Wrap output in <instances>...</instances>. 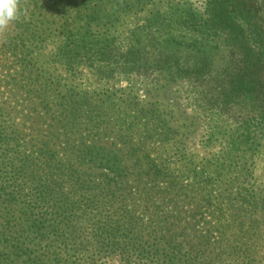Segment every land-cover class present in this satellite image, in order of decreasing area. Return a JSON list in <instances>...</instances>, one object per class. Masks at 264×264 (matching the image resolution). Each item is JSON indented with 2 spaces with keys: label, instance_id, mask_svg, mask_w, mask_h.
<instances>
[{
  "label": "rangeland",
  "instance_id": "obj_1",
  "mask_svg": "<svg viewBox=\"0 0 264 264\" xmlns=\"http://www.w3.org/2000/svg\"><path fill=\"white\" fill-rule=\"evenodd\" d=\"M18 3V19L0 30V52L19 56L10 71L0 64V131H18L36 145L14 142L9 157L0 156V172L25 175L6 185L27 201L0 197L12 225L10 232L0 220V264H125L129 253L132 264H264V128L245 121L247 102L225 94L231 79H214L223 62L209 59L197 27L186 21L191 10L200 18L206 0ZM255 83L248 97L264 103V79ZM144 139L162 175L128 174L115 187L119 171L102 167L91 145H105L111 158L125 148L123 159L133 164L139 155L131 142ZM42 148L52 150L53 166L72 171L71 182L89 184L75 185L69 196L52 189L69 199L66 219L54 214L53 203L46 209L36 202L43 183L28 159L17 160L44 158ZM165 181L184 185L186 195L158 196ZM240 186L256 190L244 200ZM96 195L99 216L87 205ZM159 211L171 223L181 225L183 217L190 224L189 241L204 249L200 255L169 234H150L166 218ZM34 223L37 231L24 228ZM108 227L114 240L102 239ZM16 230L23 232L17 241L28 245L19 255L15 240L9 248L3 241Z\"/></svg>",
  "mask_w": 264,
  "mask_h": 264
},
{
  "label": "trees",
  "instance_id": "obj_2",
  "mask_svg": "<svg viewBox=\"0 0 264 264\" xmlns=\"http://www.w3.org/2000/svg\"><path fill=\"white\" fill-rule=\"evenodd\" d=\"M37 1L39 3L42 0ZM40 9H46V7L40 5ZM189 14H191L192 17L186 21H189V24L192 26L197 27V33L200 35L199 37L203 41L204 47L210 52L211 57H209V59H214L216 57L218 60L220 59L223 62L221 66L215 65V71L217 74L215 75L214 79H231L233 81V84L231 85L232 88L229 90V87H226L224 89L225 94L227 96L229 95L230 97L232 95L235 101L241 103L247 102L248 106H251L252 108L250 107L249 110L251 112L250 115L245 114V121L247 122L248 120H252V118L256 119L257 128H264V103L254 102L253 99H249L248 97L251 96L252 92H254L258 87V84L255 82L259 81V79H264V0H206V8L200 18L197 17L193 10H191ZM8 49H12V46H8ZM9 54H11L10 51L5 49L1 50L0 64L10 71L12 67L16 65V62H19V56L18 53L11 54L12 57L10 60L7 58ZM210 64L212 63L210 62ZM64 112V121H66L67 118H70V111L68 110V113H66L64 110ZM2 115V108L0 107V118ZM106 127L107 125L100 128L102 129ZM147 137L148 136H146V138ZM18 141L22 145L27 144L32 147L36 145V143H32L33 139L28 141L24 135L19 137L18 131H13L12 133L0 131V151L3 150V153H0L1 159L6 160L9 157V148L14 147L12 143ZM148 147V139H144V141L140 140L135 143L131 142V153H135L139 156L137 157V160H135V163L128 164L122 156V154L125 152V148L119 149V153L116 154V157L111 158L110 154L107 153L108 150L105 145L100 143L91 145L92 154H97L95 159L99 157V162L102 167L113 172L116 170L119 171L118 179L122 182L115 183V187L116 185H121V183L123 184V182H125L124 178L128 174L133 175L134 173H137L141 179L145 178L146 176L162 175L163 168L159 166V164L156 163L154 159H151L152 153L148 151ZM40 151L45 154L44 158H38L37 156L30 157L31 155L28 154L29 157H26L22 160H17L20 162H26L28 159L29 163L27 168L31 167L30 170L32 172L34 171L35 175L38 176V181L43 183L41 197H37L36 202H43L42 205L46 209H48L47 202L53 203V205L56 207V210H53L55 211L54 214H61L63 215L64 219H66L67 213L72 209L67 206L69 199H60L56 195H52V189L59 191L65 196H69L72 192L75 193V190H77L76 188H72L75 187V185L78 189H81L87 187L89 184L86 183L85 180L79 181V183L73 181L71 182L69 180L72 177L71 170L67 169L65 166L60 168V165H52V150L42 148ZM144 158H148V160L144 161ZM0 165H2V162H0ZM27 168L25 166L22 167L24 170H28ZM75 176L77 175H74V177ZM24 177L25 175L17 173V169L14 168L12 171L1 170L0 197L6 196L7 198L12 199L16 205L22 203L18 194L20 191H10L6 183L12 181L18 183V181L22 180ZM76 178L79 179L81 177ZM40 182L35 181V184H40ZM158 186L159 190L157 194L161 197H178L184 196L187 193V190L183 189L184 185L176 187L177 182L171 183L170 181H165L161 184L158 183ZM90 188H92V186H90ZM239 188L240 189H238V191L242 193V198L244 200L247 199L244 197L247 191L252 193L256 190V188L253 186L248 188L240 186ZM111 190L112 188L109 191ZM111 194H113V190ZM101 201L102 200L100 196L96 195L88 199L87 202L88 206L90 205V207L96 208L98 210L97 216L102 214ZM237 203L241 206L246 205V202L240 200H238ZM22 204L26 206L27 201ZM29 204L31 205V203ZM186 205L190 207L191 204L187 202ZM80 207H82V204ZM83 213L85 214L86 210H83ZM159 213L166 218L161 220L162 226L159 228V230H149L150 234H155V238H158L161 234L167 239L169 234V237L174 239V242L179 240V245H184L189 250L196 251L197 254L200 255L204 249L202 247L193 245L189 241L190 235L188 234V229L190 224L186 223V220H184L183 217H181L179 220L180 222L184 221L181 225L171 223L169 220L170 218H173L172 216L170 217L166 213L160 211ZM45 215H48L46 211L44 212V216ZM10 217L11 216L8 215L4 216L0 208V220H2L4 223H7L5 226L7 230L11 232L12 225ZM24 226L25 224H23L22 227ZM24 228L35 231L38 230V227L35 223L26 225ZM127 229L128 232H130V229ZM16 231L17 234L15 238L13 236H7V239L3 241L5 243V248H9V246L14 244L16 241V245L20 248H17L18 250H13V252L19 255L24 253V250H27L28 245H23L20 241H17L20 239L23 232L19 230ZM101 236L103 240H114L117 237V234L108 227L104 231H101ZM144 247L145 246L143 245V250ZM133 258L134 255L129 253L125 258L124 263L132 264L133 261H135Z\"/></svg>",
  "mask_w": 264,
  "mask_h": 264
},
{
  "label": "clouds",
  "instance_id": "obj_3",
  "mask_svg": "<svg viewBox=\"0 0 264 264\" xmlns=\"http://www.w3.org/2000/svg\"><path fill=\"white\" fill-rule=\"evenodd\" d=\"M20 11L18 0H0V30L17 20Z\"/></svg>",
  "mask_w": 264,
  "mask_h": 264
}]
</instances>
